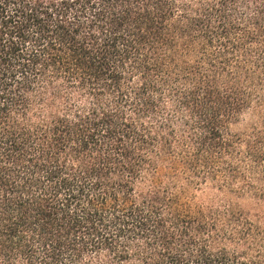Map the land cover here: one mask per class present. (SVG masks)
Segmentation results:
<instances>
[{"label": "trees", "instance_id": "trees-1", "mask_svg": "<svg viewBox=\"0 0 264 264\" xmlns=\"http://www.w3.org/2000/svg\"><path fill=\"white\" fill-rule=\"evenodd\" d=\"M0 264H264V0H0Z\"/></svg>", "mask_w": 264, "mask_h": 264}]
</instances>
